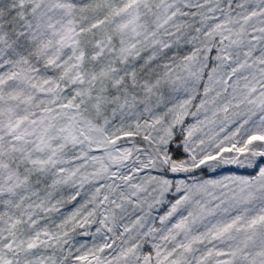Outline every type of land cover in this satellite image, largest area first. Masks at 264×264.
<instances>
[{
    "label": "snow or ice",
    "instance_id": "6c2138e0",
    "mask_svg": "<svg viewBox=\"0 0 264 264\" xmlns=\"http://www.w3.org/2000/svg\"><path fill=\"white\" fill-rule=\"evenodd\" d=\"M0 264H264V0H0Z\"/></svg>",
    "mask_w": 264,
    "mask_h": 264
}]
</instances>
